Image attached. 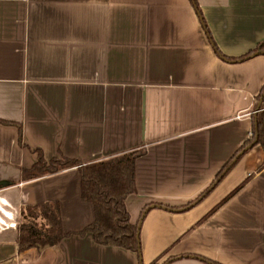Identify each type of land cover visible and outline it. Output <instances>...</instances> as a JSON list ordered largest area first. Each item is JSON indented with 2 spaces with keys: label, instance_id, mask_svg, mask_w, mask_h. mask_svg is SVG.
<instances>
[{
  "label": "crops",
  "instance_id": "crops-1",
  "mask_svg": "<svg viewBox=\"0 0 264 264\" xmlns=\"http://www.w3.org/2000/svg\"><path fill=\"white\" fill-rule=\"evenodd\" d=\"M263 42L264 0H0V119L15 123H0V264H264V148L238 155ZM36 150L83 163L140 152L126 198L140 253L80 234L95 212L79 169L29 180ZM43 203L68 235L20 250L22 211Z\"/></svg>",
  "mask_w": 264,
  "mask_h": 264
},
{
  "label": "trees",
  "instance_id": "trees-1",
  "mask_svg": "<svg viewBox=\"0 0 264 264\" xmlns=\"http://www.w3.org/2000/svg\"><path fill=\"white\" fill-rule=\"evenodd\" d=\"M195 5L203 20L197 4ZM256 51H264V42L253 52ZM262 97L263 100L254 121L252 138L241 147L238 155L242 151L246 152V148L252 144H261L264 148V87L258 96V100ZM0 123L15 124L2 119H0ZM18 127L20 135H22V128L20 125ZM36 152H38L37 162L31 169L23 170L25 178L29 180L56 174L74 167L79 169L82 198L93 205L95 212L94 221L80 234L91 233L99 244L120 246L140 253L139 224L131 221L126 207V198L136 192V159L141 155L140 152L126 153L92 163H83L78 159L64 156L47 161L41 150H36ZM238 155H235L232 161L224 167L208 190L198 197V200L222 180L235 165L236 160L239 159ZM242 186L243 184L239 185L222 202L231 198ZM67 235L63 231L58 204L43 203L28 206L22 211L18 235L20 250L32 247L43 249L47 246H53Z\"/></svg>",
  "mask_w": 264,
  "mask_h": 264
},
{
  "label": "water",
  "instance_id": "water-1",
  "mask_svg": "<svg viewBox=\"0 0 264 264\" xmlns=\"http://www.w3.org/2000/svg\"><path fill=\"white\" fill-rule=\"evenodd\" d=\"M259 53H264V51H258L257 52V54H259ZM262 100H263V97L260 99V104H259V106H258V109H260V105H261V103H262ZM249 146H251V145H249ZM248 148V147H247ZM242 152H244V151H242ZM4 184H6L5 182H0V186L1 185H4ZM139 226H140V224H139ZM48 247V246H47Z\"/></svg>",
  "mask_w": 264,
  "mask_h": 264
}]
</instances>
